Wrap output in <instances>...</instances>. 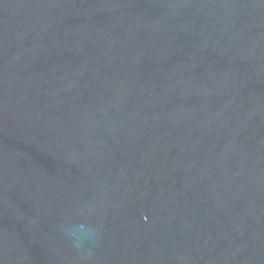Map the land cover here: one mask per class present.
<instances>
[{
	"label": "water",
	"instance_id": "1",
	"mask_svg": "<svg viewBox=\"0 0 264 264\" xmlns=\"http://www.w3.org/2000/svg\"><path fill=\"white\" fill-rule=\"evenodd\" d=\"M0 264H264V0H0Z\"/></svg>",
	"mask_w": 264,
	"mask_h": 264
},
{
	"label": "clouds",
	"instance_id": "2",
	"mask_svg": "<svg viewBox=\"0 0 264 264\" xmlns=\"http://www.w3.org/2000/svg\"><path fill=\"white\" fill-rule=\"evenodd\" d=\"M93 233L85 225H76L70 229L72 243L77 249L82 247V244L92 237Z\"/></svg>",
	"mask_w": 264,
	"mask_h": 264
}]
</instances>
